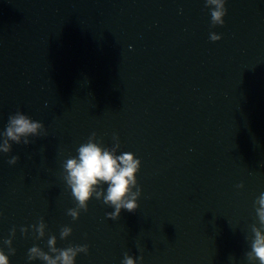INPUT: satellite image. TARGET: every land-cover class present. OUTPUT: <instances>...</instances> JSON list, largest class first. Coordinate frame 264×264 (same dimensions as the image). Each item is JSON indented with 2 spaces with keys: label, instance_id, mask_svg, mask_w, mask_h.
Segmentation results:
<instances>
[{
  "label": "water",
  "instance_id": "obj_1",
  "mask_svg": "<svg viewBox=\"0 0 264 264\" xmlns=\"http://www.w3.org/2000/svg\"><path fill=\"white\" fill-rule=\"evenodd\" d=\"M225 8L213 26L206 0H0V134L17 112L43 124L0 153L10 264H28L32 246L49 252L53 236L58 249L87 246L75 264H255L245 254L264 193V0ZM90 139L140 160L134 212L110 219L103 195L83 209L73 199L64 164Z\"/></svg>",
  "mask_w": 264,
  "mask_h": 264
},
{
  "label": "clouds",
  "instance_id": "obj_2",
  "mask_svg": "<svg viewBox=\"0 0 264 264\" xmlns=\"http://www.w3.org/2000/svg\"><path fill=\"white\" fill-rule=\"evenodd\" d=\"M226 0H206V7L210 12L211 24L213 26H222L226 15ZM212 42L219 41L221 37L217 34H210ZM43 124L32 120L22 112H17L8 118L7 125L2 134H0V153L7 154L11 150L12 143H23L27 145L30 141L28 137L39 135ZM93 135H95L93 133ZM18 157H12L7 161L11 165L17 163ZM140 160L135 158L131 152H123L116 155V148H104L98 143L88 142L81 144L77 149L75 158L68 159L64 164L66 172V182L71 189V195L79 208H86L87 202L95 194L96 199L103 195V203L113 209L108 214V218H118L121 211L129 213L138 208L137 199L140 196V189L137 187L136 175L139 172ZM107 185L106 190L101 193L98 188ZM242 188L243 185H237ZM133 189H136L133 192ZM255 213L258 219L259 227H253V239L251 241V250L245 255L250 262L255 264H264V193H261L255 200ZM69 215L74 219L77 217L75 210H70ZM32 230L38 238H43L45 225L40 222L32 226ZM21 234H25V228L20 229ZM16 229L13 228L9 233V238L3 241L7 248V253L0 248V264H10L9 257L15 255V249L12 247V239L15 237ZM71 234L70 228H63L60 232V238L66 239ZM49 252H44L38 246H32L27 252L28 264H34L36 261L43 264H75L78 254L88 253V248L84 246L68 247L58 249L55 247L56 238L50 237L47 241ZM50 253V254H49ZM142 261V257L133 258L125 255L121 264H137Z\"/></svg>",
  "mask_w": 264,
  "mask_h": 264
}]
</instances>
